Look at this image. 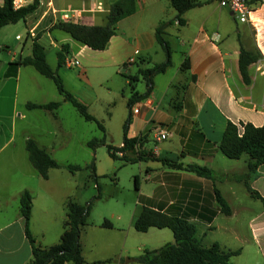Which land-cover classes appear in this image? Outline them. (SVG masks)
I'll use <instances>...</instances> for the list:
<instances>
[{"label":"crops","instance_id":"0c3cea01","mask_svg":"<svg viewBox=\"0 0 264 264\" xmlns=\"http://www.w3.org/2000/svg\"><path fill=\"white\" fill-rule=\"evenodd\" d=\"M114 1L39 0L36 8L22 19L24 25L19 28L25 37L18 46L19 51L13 50L6 61L0 60V66L8 73L9 62L31 54L32 40L37 38L44 46L49 65L62 76L65 88L83 101L97 120V101L102 104L111 102L114 110L124 116L123 126L129 116L127 136L139 138V142L122 152L124 157L140 163L142 175L135 174L139 208L131 216L125 234L126 237L142 238L143 244L134 250L123 246L119 249L118 257L126 255L125 259H118L113 264H145L136 259L144 248H157L173 240V233L168 227L150 226L145 231H138L142 235L135 233L137 230L132 220L143 205L195 221L197 235L205 245L217 241L223 248L239 249L231 257L233 264H264V204L260 198L250 195L241 180L247 169V154L229 158L218 147L228 120L235 123L249 121L255 125L264 122V0H247L251 7L247 21H240L231 9L220 5L218 0H196L199 4L180 14L183 23L175 22L179 17L169 0H135L133 12L117 21L114 33L101 49L91 48L54 26L58 20L105 24ZM64 10H68L72 17L63 18ZM237 19L243 23L241 26L237 24ZM19 21L5 24L0 29L3 28L5 32L10 28L6 26L18 24ZM162 21H166L163 36L170 45L171 63L163 71L153 74L151 89L144 96L136 98L129 108L127 100L130 95L147 89L140 70L166 58L164 48L155 37V28ZM247 29L251 30V47H257L261 56L249 64L250 80L246 83L239 71L238 57L240 44L246 46L244 36ZM18 34L21 35L17 31L15 38L21 40L22 36L16 37ZM28 38L31 39L30 44ZM63 43L68 44V53L79 58L81 66L58 64L57 51ZM49 52L52 53L50 60ZM130 58L133 60L129 61ZM38 73L31 64L15 65L12 73L15 78V105L22 77L34 84V95L37 94V86L42 83ZM6 78L9 77L2 78L0 90L8 82ZM145 97H150L152 102L148 103ZM67 101L60 100L58 106H67ZM72 106L75 109L71 112L74 119L78 115L85 118ZM135 106L139 108L137 112L132 111ZM25 115V112L15 110V122L16 116L25 119ZM160 128L165 129L169 136L158 140L156 134ZM2 133L0 264H26L31 258V244L25 235L19 211L20 192L27 189L32 195L29 227L35 243L41 245L59 241L66 199L80 201L72 194H65L62 209L52 210L48 203V190L40 186L42 181L36 182L35 168L28 165L23 157L15 156V147L25 148V137L31 136L46 148V134L53 137L50 143L54 147L55 141H59L57 144L67 142L66 138L72 136L75 130L71 124L56 125L54 129L44 128L38 138L26 125L17 133L16 123L14 129L13 122ZM151 138L154 145L149 146L147 144ZM168 161L203 164L215 173L228 172L229 176L206 177L171 166ZM141 178L145 180V189ZM250 186L264 197V162L257 166ZM215 187L229 205L230 213L221 211L215 199ZM243 194H248L251 199ZM117 218L120 220L122 216L118 214ZM116 223L112 222L109 227L101 226L102 229L94 234L90 233L89 225H84L80 234L81 252L88 264L111 257L108 255L115 251L116 242L113 230L122 229L119 222Z\"/></svg>","mask_w":264,"mask_h":264},{"label":"trees","instance_id":"16d2710c","mask_svg":"<svg viewBox=\"0 0 264 264\" xmlns=\"http://www.w3.org/2000/svg\"><path fill=\"white\" fill-rule=\"evenodd\" d=\"M169 1L177 10L176 16L179 17L180 23L184 22L180 14L187 8L199 4V1L196 0ZM38 3L39 0H32L27 5L15 7L13 0H3L0 3V27L23 19L36 8ZM134 9L135 0H115L109 8L105 24H84L72 20H58L54 23V26L67 31L74 39L91 48L101 49L105 47L109 37L114 33L117 21L121 17L133 12ZM165 24L166 21H162L156 26L155 37L164 48L166 58L161 62H156L152 66L140 70L139 73L145 79L147 89L141 93L135 91L130 95L127 100L129 108L136 98L144 96L151 89L153 74L163 71L171 63L170 45L168 40L163 36ZM68 52V44L63 43L57 51L58 64H62L63 58ZM260 56L261 53L257 47H246L242 43L240 44L238 67L244 82L247 83L250 80L248 72L249 64ZM17 64H31L39 73L50 77L64 100L70 101L81 115L86 119L95 120L102 128L100 122L89 112L87 105L65 88L59 73L49 65L44 46L37 38L32 40L31 54L25 55L17 61L9 62V65H11L9 72H14L15 65ZM12 65L14 68H12ZM25 105L28 108L38 107L52 110L59 105V101L34 102L28 100L25 102ZM128 121L129 116L123 126L122 144L118 147L107 144L108 153L112 157L119 155L116 153V150L123 151L126 147L139 142V138L127 136L126 126ZM24 143L29 162L43 178L48 177L49 168L61 166L50 152L45 147L39 145L31 136H26ZM87 143L95 149L97 144H105V138L104 136L92 137ZM218 147L229 158H238L242 154H247V169L242 175L241 180L250 195L260 198L264 204V197L250 186V180L256 174L257 166L264 162V122L260 125H255L249 121L235 123L228 120L218 141ZM120 156L124 157V153ZM168 163L171 166L185 168L206 177L224 178L229 176L228 172L215 173L210 167L203 164H181L176 161H168ZM65 166L70 171L80 168L77 164H66ZM88 166L90 167L92 176L96 179L94 158L89 162ZM134 183L137 187V175H134ZM214 194L221 211L225 214L230 213L229 205L216 187L214 188ZM99 195V192L95 194L96 197ZM65 207L66 213L59 241L50 245H41L35 243L29 227L32 195L27 189L20 192L19 211L22 216L25 235L31 244V258L26 264H67L69 262L88 264L81 252L80 234L82 228L87 223L90 202L88 201L87 204H83L72 198H67ZM102 225L109 227L112 224L109 220L104 219ZM132 225L138 231H145L150 226L159 228L168 227L173 233V240L167 241L157 248H144L137 255L136 259L145 264H233L231 257L239 252V249L223 248L217 241H213L209 245L203 244L197 235L195 221L188 219L186 216L167 213L147 205L142 206L139 213L133 218ZM103 263L104 260L96 261V264Z\"/></svg>","mask_w":264,"mask_h":264},{"label":"rangeland","instance_id":"374dc122","mask_svg":"<svg viewBox=\"0 0 264 264\" xmlns=\"http://www.w3.org/2000/svg\"><path fill=\"white\" fill-rule=\"evenodd\" d=\"M230 17L234 19L232 16ZM237 24L241 26L243 23L237 19ZM23 25V20L20 19L18 24H9V26H6L10 27L7 31L4 32L3 28L0 29V60L6 61L11 56L13 50L19 51L20 48H18V46L25 37V33L19 28ZM17 31L20 32V36H22L21 40L15 38V33ZM28 43H31L30 38H28ZM244 43L249 47L253 44L250 29H247V34L244 36ZM51 54V52L48 53L49 60L51 59ZM62 67L65 66L62 65ZM6 70L7 69L0 66V83L5 76L9 77L6 78L8 80L6 85H3V88L0 90L1 134H3L2 132L5 130L7 131V127L13 122L14 129L16 123L17 133L21 127L26 125L30 126L31 131L34 132L38 138H40L39 133L44 128L54 129L56 125L62 126L65 124H71L73 126L75 133L69 138H66L67 142L64 141L57 144L56 142L59 141H55L53 143L54 147H51L50 143L53 137L46 134V149L61 166L52 167L50 169V175L46 180H43L41 178L42 176L36 170H33L36 175V182L42 181L40 186L43 185L48 190V203L52 210L57 209L60 211L62 209L64 206L65 194L76 196L77 200L83 204H87L89 201L90 212L87 217V224L85 225H89V231L92 234L98 229H102L101 226H103L102 222L104 219L109 220L111 223L119 222L122 229L113 230L116 235V242L114 244L115 251L111 255H108L111 257L104 260V264H113L118 259L123 261L126 255L118 257L119 249L125 246L130 250H134L137 246L143 244L142 238L134 236L126 237L125 234V230L131 222V216L139 208V203L137 202L139 189L135 186L134 175L136 173L141 174L140 163L120 155L112 157L107 150V144H111L113 147L121 144L124 131V116L114 110V106L111 102H109L110 104H102L100 101H97L99 110L97 111L98 117H96L103 125V128H101L96 121L82 118L80 115L76 114V112L75 115L78 116L74 119L71 116V112L75 111V109L69 101L66 102L67 106L61 104L56 109L51 110L53 112L45 108L26 107L25 102L27 100H40L41 102H46L49 100L60 101L63 99L54 81L50 77L40 73L37 75L41 78L42 83L37 86L36 95H34L35 92L33 90L34 84L29 82L27 78L22 77L19 82L15 105L14 74H12L13 72L6 73ZM15 110L16 112H25L26 118L22 119L16 116L15 122ZM94 136H104L105 144H97L95 149H93L87 142ZM147 145H154L152 138ZM15 156L23 157L28 165H31L24 147L21 149L15 147ZM93 158L95 173L97 174L96 179L92 176L90 167L88 166ZM66 164H77L81 168L74 170L72 173L65 166ZM140 181L142 187L145 189V180L141 178ZM243 189V191H246L245 188ZM97 192L100 193L98 197L95 196ZM243 195L251 199L248 194ZM118 214L122 216V219L119 220L117 218ZM135 233L142 235L138 230L135 231ZM94 264H96V262H94Z\"/></svg>","mask_w":264,"mask_h":264},{"label":"built area","instance_id":"2783aa9c","mask_svg":"<svg viewBox=\"0 0 264 264\" xmlns=\"http://www.w3.org/2000/svg\"><path fill=\"white\" fill-rule=\"evenodd\" d=\"M30 2H32V0H13V4L15 7L24 6V5L29 4ZM218 2L220 5L226 6L229 9H231L240 21H247L249 19L251 7H250V4L247 0H218ZM62 17L65 19H69L72 17V14L68 10H64L62 12ZM175 22L179 23V19H175ZM16 37H20V35L18 34V35H16ZM132 60H133V58L129 59V61H132ZM62 64L67 66V67H79V66H81V62H80L79 58L73 54H70V53L65 54ZM145 100L148 103L152 102L150 97H145ZM138 109H139L138 106L132 107L133 112H137ZM168 136H169V133L165 129L160 128L157 131L156 139L160 140V139H164ZM116 153L119 155H123V152L119 151V150H116Z\"/></svg>","mask_w":264,"mask_h":264},{"label":"water","instance_id":"95a60500","mask_svg":"<svg viewBox=\"0 0 264 264\" xmlns=\"http://www.w3.org/2000/svg\"><path fill=\"white\" fill-rule=\"evenodd\" d=\"M126 259H128V260H129V259H130V257H127Z\"/></svg>","mask_w":264,"mask_h":264}]
</instances>
